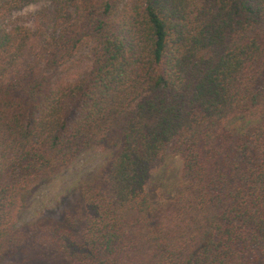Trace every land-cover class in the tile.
<instances>
[{
	"label": "trees",
	"instance_id": "16d2710c",
	"mask_svg": "<svg viewBox=\"0 0 264 264\" xmlns=\"http://www.w3.org/2000/svg\"><path fill=\"white\" fill-rule=\"evenodd\" d=\"M40 1L49 32L8 22ZM122 2L0 0V264H264V0ZM95 150L76 207L22 221ZM169 155L183 188L157 204Z\"/></svg>",
	"mask_w": 264,
	"mask_h": 264
},
{
	"label": "rangeland",
	"instance_id": "374dc122",
	"mask_svg": "<svg viewBox=\"0 0 264 264\" xmlns=\"http://www.w3.org/2000/svg\"><path fill=\"white\" fill-rule=\"evenodd\" d=\"M131 0H123L126 6ZM54 6L48 1L28 4L15 10L9 16L10 24L24 25L32 31L39 27L43 32L50 31V22L46 18L51 16ZM91 46L82 48L72 59L71 74L76 77L85 73L92 60ZM63 75V73H62ZM78 75V76H77ZM251 119V118H250ZM249 117L237 119L230 123L235 130L244 128ZM109 160V153L103 150L91 151L84 154L68 171L56 179L48 181L31 196L22 215V221L32 222L41 217L61 219L67 211L76 207L80 201L81 182L87 177L95 176L105 167ZM183 161L180 156L169 155L162 167L153 175L149 189L157 204H161L176 196L183 188ZM26 256L19 253L17 261L25 260ZM32 264H51L41 260H34Z\"/></svg>",
	"mask_w": 264,
	"mask_h": 264
}]
</instances>
